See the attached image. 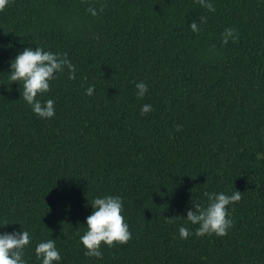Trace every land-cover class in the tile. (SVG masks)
<instances>
[{"label": "trees", "instance_id": "obj_1", "mask_svg": "<svg viewBox=\"0 0 264 264\" xmlns=\"http://www.w3.org/2000/svg\"><path fill=\"white\" fill-rule=\"evenodd\" d=\"M37 46L76 67L39 97L55 101L52 119L8 76ZM236 190L227 235L196 236L184 219L193 203ZM107 195L123 199L131 239L98 260L80 237L89 202ZM4 222L0 231L30 233L28 264H41L35 247L47 239L60 264H264V0H10L0 11Z\"/></svg>", "mask_w": 264, "mask_h": 264}, {"label": "clouds", "instance_id": "obj_2", "mask_svg": "<svg viewBox=\"0 0 264 264\" xmlns=\"http://www.w3.org/2000/svg\"><path fill=\"white\" fill-rule=\"evenodd\" d=\"M9 2L10 0H0V11L5 10ZM201 3L203 4L204 0H201ZM205 6L210 11H214L210 3ZM88 11L92 16L98 15L95 7H90ZM204 22L205 18L202 17L201 23ZM190 27L194 33L200 31L196 22H193ZM234 33L235 29H227L225 35L233 37ZM10 67L9 79L13 82L12 84L20 86L22 84V98L31 107L32 112L41 119L54 118L56 115L55 101L53 99L42 101L39 97L49 92L51 83L66 70L69 73V79L76 78V67L68 58L67 53L46 51L39 46L35 49L28 47L10 62ZM135 88L139 98H143L148 92V86L143 81L136 83ZM94 91L95 87L90 86L86 90V95L92 96ZM150 111H152L150 104L141 106V115ZM204 195L208 200L207 205L193 203V208L187 210L185 221L191 225H198L195 231L198 237L213 234L219 237L227 235L233 223L229 207L240 202L243 194L236 190L231 195L223 192H206ZM89 204L93 211L86 219V231L80 237V243L84 246L85 256L99 260L103 257L102 246L125 245L131 239V232L122 214L124 202L120 196L96 197ZM9 225L11 224L4 222L0 224V229ZM178 232L179 237L184 240L192 235L189 228L184 225L179 227ZM30 244V233L26 230L0 231V264H28L24 258V249ZM35 255L41 264H60L62 260L55 239L39 242L35 247Z\"/></svg>", "mask_w": 264, "mask_h": 264}]
</instances>
